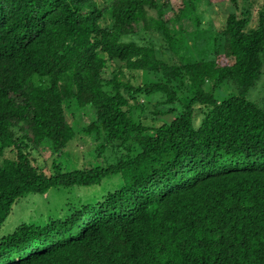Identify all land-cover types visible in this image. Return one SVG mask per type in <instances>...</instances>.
Segmentation results:
<instances>
[{"label": "trees", "instance_id": "16d2710c", "mask_svg": "<svg viewBox=\"0 0 264 264\" xmlns=\"http://www.w3.org/2000/svg\"><path fill=\"white\" fill-rule=\"evenodd\" d=\"M202 1L167 18L172 0H0V234L20 199L70 197L47 222L2 234L0 264H264V107L248 99L264 7L252 27L251 7L229 0L221 43L190 46L177 25ZM148 33L178 63L137 41ZM134 72L158 81L136 87ZM228 81L236 93L220 96ZM77 114L93 121L69 123ZM78 133L104 165L63 171ZM96 188L100 199L71 202Z\"/></svg>", "mask_w": 264, "mask_h": 264}, {"label": "rangeland", "instance_id": "374dc122", "mask_svg": "<svg viewBox=\"0 0 264 264\" xmlns=\"http://www.w3.org/2000/svg\"><path fill=\"white\" fill-rule=\"evenodd\" d=\"M170 3L174 11L168 13L166 16L167 18L174 16V12H178L182 7L180 0L178 2L172 0ZM244 4L250 6L253 11V20L251 23V26L253 27L257 19V13L262 7H264V0H244ZM231 8L232 5L230 4L229 0H203L199 6V16L196 15L195 12H189L186 17H183L180 20V24L177 25V28H180L184 35L188 37V44L190 46L196 45L195 43L197 40L205 38H217L218 42L221 43L219 40L222 38V33L225 29V22L230 14ZM149 14L153 17L156 16L154 11H150ZM199 18L201 19L200 23ZM137 41L139 43L153 46L156 50L157 57L160 60L178 63L177 59L173 57V55L167 50L163 37L160 34L148 33L147 35H141L140 37H137ZM112 71L113 70L111 66L107 68L105 70V77H110ZM126 75V80L131 81L136 87L148 82L158 81V74L155 73L143 75L140 72H134L133 74L126 73ZM233 93H236V85L232 81L224 83L218 91L220 96H228ZM248 99L264 107V70L259 81H257L256 85L251 89ZM144 101L148 102L141 96L138 100H132V103L136 107L138 103L141 104L144 103ZM145 105L150 109L151 112H153L155 103H145ZM135 115L140 116V118H144L140 114L138 108L135 110ZM92 116L93 115L87 117L83 114H77V117L75 116L74 119L72 116L68 115L67 120L69 123L74 125L78 124L79 127H81L82 125H89L93 121ZM79 117L81 118L80 122H74L75 120H79ZM144 119L147 122L152 121L151 116ZM156 124L159 125L160 122H157ZM76 137L77 138L74 141L67 145L66 149L64 150L65 153L62 155L63 157L61 156L63 171L68 172L74 170V168H85L90 165L100 166L105 164L104 158L100 156L98 152L99 142H95L93 141V138L91 139L90 137L80 133H78ZM48 149L49 148L46 146L42 147L41 151H39L41 154V157L39 156V158L42 159L41 161L44 160L45 162H43L46 163L47 166H50L52 157ZM109 153L111 152L108 150L107 154ZM7 156L11 157L13 156V153L7 151L6 157ZM115 188L116 186L114 189ZM68 194L69 190H65L64 192L59 190H50L48 194L43 196L30 195L20 199L9 214V217L3 226L0 237L2 234L13 232L22 223L47 222L54 215L57 216L61 212V210L59 211V206L68 202L70 199ZM103 195L101 193V188L86 190L78 189L75 192L76 199L71 200V202L77 203L79 199H93L92 197L100 199ZM57 208L58 211H56Z\"/></svg>", "mask_w": 264, "mask_h": 264}]
</instances>
